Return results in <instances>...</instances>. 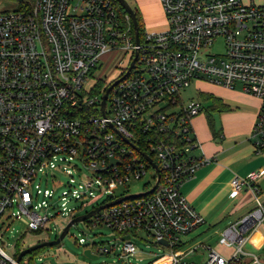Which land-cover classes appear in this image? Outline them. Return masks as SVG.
<instances>
[{
  "label": "built area",
  "instance_id": "obj_1",
  "mask_svg": "<svg viewBox=\"0 0 264 264\" xmlns=\"http://www.w3.org/2000/svg\"><path fill=\"white\" fill-rule=\"evenodd\" d=\"M160 1L168 28H144L137 43L131 15L118 0H0V6L17 2L13 10L0 9V264H20L5 249V233L13 220H24V235L49 234L57 226L63 230L79 216L70 202L99 195L106 197L105 204L125 196L117 195L116 188L141 179L149 169L155 171V183L145 192L159 182L153 191L111 204L86 221L111 229L124 242L127 255L137 252L132 237L143 232L171 249V264H196L186 255L198 248H182L178 255L174 251L182 247L183 235L204 223L181 186L210 159L196 153L201 143L192 125L203 103L197 98L185 101L182 92L195 80H206L231 89L240 85L260 98L252 137L262 152L264 4ZM220 38L223 53H210ZM117 50L133 51V56L103 108L106 89L116 80L104 90L89 92L85 85L90 78L106 82L96 72L103 56ZM57 172L79 178L78 184L65 183L51 203H35L42 192L40 184L34 185L36 177L51 178L54 186L46 195L53 199L62 184L55 181ZM262 177L264 169L233 177V197L248 188L256 208L225 231L235 246L233 255L225 257L206 246L207 264H246L243 247L264 226L257 184ZM126 235L130 238L124 239ZM78 242L93 254L97 247L110 252L104 242L90 244L84 237ZM17 245L12 247L18 254ZM251 257L255 264H264L257 255Z\"/></svg>",
  "mask_w": 264,
  "mask_h": 264
},
{
  "label": "crops",
  "instance_id": "obj_2",
  "mask_svg": "<svg viewBox=\"0 0 264 264\" xmlns=\"http://www.w3.org/2000/svg\"><path fill=\"white\" fill-rule=\"evenodd\" d=\"M142 1L143 11L137 9L142 22L146 19L152 23L166 21L161 1ZM243 1L246 4H264V0ZM244 93L242 99H235L232 94L222 97L216 102L215 109L211 108L214 104L211 100L205 102L199 95L195 97L203 103L201 113L192 119L194 132L201 143L196 153L210 159V162L200 166L181 186L184 196L204 218L194 237L183 241V249L194 243L196 238H208L212 243L209 246L223 256L231 257L235 246L226 237V229L256 208L255 195L250 189L244 188L239 196L233 197L231 187L234 176L246 177L251 171L264 169V149L259 152L252 137L262 100ZM257 184L261 189L260 198L264 201V177ZM199 244L204 245V242ZM194 246L198 248L199 245ZM243 250L246 264H255L252 254L264 261V226L252 233Z\"/></svg>",
  "mask_w": 264,
  "mask_h": 264
},
{
  "label": "rangeland",
  "instance_id": "obj_3",
  "mask_svg": "<svg viewBox=\"0 0 264 264\" xmlns=\"http://www.w3.org/2000/svg\"><path fill=\"white\" fill-rule=\"evenodd\" d=\"M133 9H139L143 11V1L142 0H126ZM148 1V0H147ZM150 1V0H149ZM158 2V0H155ZM249 1V0H247ZM260 1V0H257ZM160 2V0H159ZM17 8V2H6L0 9L4 10H13ZM144 28L148 31H161L168 28L169 24L167 20L165 22H155L152 23L148 19L143 21ZM224 51V41L222 38L218 39L213 47L210 48V53H223ZM133 56V51L125 53L124 51L117 50L109 52L103 56L101 61V69L97 71V76L106 80V82H100L97 79H91L92 82L86 83L85 87L89 92L92 90L96 91L99 89L104 90L109 84L114 80L118 79L128 67L131 58ZM99 68V66H98ZM204 92V95H210L213 98L221 100L224 96H230L231 94L235 99H242V94H245L243 88L238 86L234 89L226 88L224 86L211 83L206 80H195L190 87L186 88L182 92V96L185 101L195 98ZM203 100V99H202ZM203 101L206 102L204 99ZM62 162L56 161V165H60ZM80 166L83 168V171L88 175L89 171L84 167L83 163H80ZM155 171L149 169L148 173L141 179H134L130 181L127 187H117V195L121 194H139L143 193L149 189L150 185L155 183L154 180ZM79 178L74 179L65 175L64 173L57 172V178L55 179L56 183H62L60 187H57V191L54 194L53 199L51 196L46 195V191H52L54 183L49 178L47 181L43 176H37L34 185L40 184L42 192L38 195L35 200V203H42L44 200H47L51 203L54 199H57L61 194L62 190L66 188L65 183H71L73 185L78 184ZM105 196H99L93 199L83 200H73L70 202V206H74L79 209V215L89 212L97 205L102 204L105 201ZM84 203V204H83ZM63 223L62 220L59 221ZM65 223V222H64ZM197 230V229H196ZM26 231V224L24 220L16 219L10 223V227L5 233V240L9 245L5 246L7 252L14 256L17 260L18 254L24 248L31 246L35 243L54 240L56 239L62 228L60 226L54 227V231L49 234H40L38 232L30 231L24 235ZM196 231H193L187 235H183L182 239L190 240L194 237ZM84 237L87 239V243L92 244V241L95 240L98 243L104 242L105 246L110 248L109 253H103L97 248H93L97 259H91L84 254L86 246L84 244H79L78 240ZM208 238H196L195 242L185 248L187 251L189 248L195 247V244H198V250L196 253H188L186 259L192 261L196 264H207V251L206 246L211 245L212 243L207 240ZM137 252L134 255H127L124 251V242L121 239H118L111 229L104 226L92 227L88 224L87 221H81L75 225H72L67 235L64 239L57 245L46 246L44 248L38 249L36 253H31L24 256L20 264H26L27 260L31 258L28 262L29 264H171L173 256L171 255V249L167 246L156 243L152 237H149L143 232L135 233L132 237ZM200 241L204 242V245L199 244ZM18 243L15 253V248L12 247L13 244ZM112 246L114 248H112ZM183 247L175 248V254L178 255L179 251Z\"/></svg>",
  "mask_w": 264,
  "mask_h": 264
},
{
  "label": "water",
  "instance_id": "obj_4",
  "mask_svg": "<svg viewBox=\"0 0 264 264\" xmlns=\"http://www.w3.org/2000/svg\"><path fill=\"white\" fill-rule=\"evenodd\" d=\"M120 2V4L123 6V8L131 15V18L133 20V23H134V29H135V35H136V41L137 43H139V39H140V28H139V21H138V18H137V13L135 11V9H133L130 4L126 1V0H118ZM137 55V53H136ZM134 62L135 60H133L129 66V69L128 71L133 67L134 65ZM127 71V72H128ZM118 82V80H116L115 82H113L109 87H107L106 89V92L103 96V108H105V103H106V99H107V96H108V93L109 91L111 90V88ZM144 156L150 161V163L158 170L157 168V164L154 162V160L147 154L144 153ZM159 182H157L154 186V188H152L151 190L147 191V192H143V193H139V194H127L125 196H121V197H118L117 199L115 200H112L110 202H107L105 204H102V205H99L97 207H95L94 209L90 210L89 212L85 213V214H82V215H79L77 217H75L74 219H72L66 226L65 228L61 231L60 235L54 239V240H46V241H41V242H38V243H35L31 246H28L26 248H24L23 250L20 251V253L18 254V258H17V261L20 262L21 259L34 252V251H37L38 249H41V248H44L46 246H53V245H57L59 244L63 239L64 237L67 235V233L69 232L70 228L72 225H75L76 223H79L81 221H86L88 220L89 218H91L92 216H94L95 214H97L101 209L111 205V204H114V203H118L119 201L123 200V199H126V198H130V197H135V196H138L140 194H146L148 192H151L153 191L157 186H158ZM124 239L126 238H130V235H126L123 237ZM163 244L167 245L168 242L167 241H162ZM84 254L91 258V259H97L98 258V255L96 254H93L91 252V249L87 248L85 249L84 251Z\"/></svg>",
  "mask_w": 264,
  "mask_h": 264
},
{
  "label": "trees",
  "instance_id": "obj_5",
  "mask_svg": "<svg viewBox=\"0 0 264 264\" xmlns=\"http://www.w3.org/2000/svg\"><path fill=\"white\" fill-rule=\"evenodd\" d=\"M136 11V13H137V18H138V21H139V28H140V31H143V29H144V25H143V22H142V17H141V15H140V13H139V11L136 9L135 10ZM199 95V98L200 99H205V100H211L214 104L212 105V107L211 108H213V109H215V107H216V102H219V100L218 99H216V98H213L212 96H210V95H204V92H201L200 94H198ZM32 253H36V251H34V252H32ZM31 254V253H30ZM29 264V263H28Z\"/></svg>",
  "mask_w": 264,
  "mask_h": 264
}]
</instances>
